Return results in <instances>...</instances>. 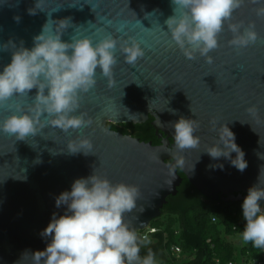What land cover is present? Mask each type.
Returning a JSON list of instances; mask_svg holds the SVG:
<instances>
[{
    "label": "water",
    "instance_id": "95a60500",
    "mask_svg": "<svg viewBox=\"0 0 264 264\" xmlns=\"http://www.w3.org/2000/svg\"><path fill=\"white\" fill-rule=\"evenodd\" d=\"M40 2L43 10L36 9V14L30 15L28 10L35 8L36 0H0V45L11 40L17 47L23 42L31 49L33 37L41 33L49 18H70L73 27L64 32L63 41L70 42L76 35L96 43L111 33L121 40L134 37L145 55L134 66L129 65L118 44L111 87L97 69V83L82 94L75 113H88L91 126L68 132L48 126L26 141L0 131V264H32L31 256L22 259L23 253L45 250L51 237H42L41 232L53 213L58 218L66 212V205L56 207V197L71 191L76 179L87 178L94 170L114 184L139 187L137 208L125 214L137 233L162 217L167 199L178 194L183 183L179 171L203 196L214 201L245 199L248 189L258 184L264 167V39L238 54L229 44L232 34L225 24L220 47L209 53L213 57L209 64L198 53L195 60L187 59L171 40L165 20L173 15L172 0ZM257 7L245 0L233 13V22H255L256 31L264 38V18L255 15ZM17 16L19 22L14 19ZM12 50H0V72L11 62ZM36 91L34 88L29 98L15 97L14 101L31 103ZM253 105L258 108V118L247 111ZM11 114L6 108L0 109V121ZM151 117L159 145L107 127L108 123L145 124ZM181 117L199 122L195 133L201 138L199 148L184 152L175 149L172 125ZM213 121L217 130H213ZM225 124L245 153L248 167L243 172L230 160L213 159L205 152L219 139L218 128ZM85 137L93 142L95 155L69 154L67 143ZM231 156L235 158L236 153ZM177 157L184 160V166L170 171L168 166L175 165Z\"/></svg>",
    "mask_w": 264,
    "mask_h": 264
},
{
    "label": "clouds",
    "instance_id": "9594fccd",
    "mask_svg": "<svg viewBox=\"0 0 264 264\" xmlns=\"http://www.w3.org/2000/svg\"><path fill=\"white\" fill-rule=\"evenodd\" d=\"M250 2L259 5L254 9L255 15L264 18V0ZM172 4L173 15L165 20L167 32L189 60H195L198 53L207 63H213L209 53L220 47L219 36L225 24L232 34L229 44L238 54L264 39L256 31L255 22L247 25L243 21L233 22V13L244 6L245 0H172ZM36 9L43 10L40 0H36L35 8L28 10L29 14L35 15ZM14 19L19 22L20 17ZM69 27H73L70 18L59 21L49 18L41 33L33 37L31 49L24 47L23 42L17 47L11 40L0 45L3 51L13 49L11 62L0 72V109L6 108L12 113L0 121V131L4 134L26 141L27 137H35L48 126L63 132L91 126L93 120L88 113H75L80 109L82 94L88 93L97 83V69L111 87L118 44L129 65L134 66L145 55L134 37L121 40L111 33L96 43L90 37L76 35L71 36L70 42L63 41L61 37ZM34 88L37 91L31 103L14 101L15 97L29 98ZM169 111L175 114V110ZM247 111L258 118L255 105ZM172 126L178 152L200 147L201 138L195 135L200 128L197 120L181 117ZM213 130H217L215 121ZM217 133L219 139L205 152L213 159L230 160L232 166L243 172L248 164L245 153L235 143L234 133L226 124L219 127ZM93 149V142L87 137L67 143L69 154L95 155ZM233 152L235 158L231 156ZM183 166L184 160L177 157L176 164L168 167L172 171ZM211 167L222 169L223 165ZM140 195L137 185L114 184L96 170L87 178L76 179L71 191L62 192L55 200L57 208L67 206L65 214L57 218L53 213L50 223L41 232L42 237H51V242L43 251H26L22 259L31 256L32 264H156L151 251L141 258V246L148 237L138 235L125 219V214L137 208ZM262 201L264 167L260 170L258 184L248 189L243 200L242 216L246 224L241 233L244 244L251 243L254 248L264 250Z\"/></svg>",
    "mask_w": 264,
    "mask_h": 264
},
{
    "label": "trees",
    "instance_id": "16d2710c",
    "mask_svg": "<svg viewBox=\"0 0 264 264\" xmlns=\"http://www.w3.org/2000/svg\"><path fill=\"white\" fill-rule=\"evenodd\" d=\"M153 121L151 117L145 124L108 123L107 127L142 142L159 145L161 140ZM179 174L183 183L178 194L167 199L162 217L151 223L150 227L160 232L151 235L141 246V258L151 251L156 264H218V261L220 264H252L260 259L261 249L254 248L251 243L238 248L229 241L232 236L241 234L246 224L242 216L243 201H214L203 196L182 171ZM213 219L217 221L214 223ZM173 246L182 249L180 258L172 255Z\"/></svg>",
    "mask_w": 264,
    "mask_h": 264
},
{
    "label": "built area",
    "instance_id": "2783aa9c",
    "mask_svg": "<svg viewBox=\"0 0 264 264\" xmlns=\"http://www.w3.org/2000/svg\"><path fill=\"white\" fill-rule=\"evenodd\" d=\"M262 208H264V205H262ZM217 220L213 219V222L215 223ZM160 232V229L158 228H153V227H148L146 230L140 231L138 233H141V236H147L148 238L153 235V234H157ZM172 255L175 256L176 258H180L181 255L183 254L182 249L179 246H173L171 249ZM218 264H220V262L218 261ZM232 264V263H229ZM252 264H264V250H261V258L257 259L255 261H253Z\"/></svg>",
    "mask_w": 264,
    "mask_h": 264
},
{
    "label": "rangeland",
    "instance_id": "374dc122",
    "mask_svg": "<svg viewBox=\"0 0 264 264\" xmlns=\"http://www.w3.org/2000/svg\"><path fill=\"white\" fill-rule=\"evenodd\" d=\"M229 241H231L234 245H236L238 248H241L242 246H245L247 244H244L241 239V234L232 236Z\"/></svg>",
    "mask_w": 264,
    "mask_h": 264
}]
</instances>
